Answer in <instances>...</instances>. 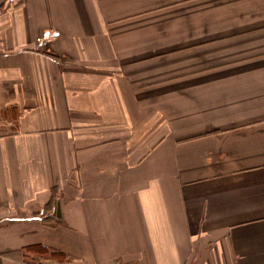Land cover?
<instances>
[{"label":"crops","instance_id":"0c3cea01","mask_svg":"<svg viewBox=\"0 0 264 264\" xmlns=\"http://www.w3.org/2000/svg\"><path fill=\"white\" fill-rule=\"evenodd\" d=\"M140 2L0 0V264H264V0L178 46Z\"/></svg>","mask_w":264,"mask_h":264},{"label":"rangeland","instance_id":"374dc122","mask_svg":"<svg viewBox=\"0 0 264 264\" xmlns=\"http://www.w3.org/2000/svg\"><path fill=\"white\" fill-rule=\"evenodd\" d=\"M140 12L141 27L155 29L147 37L176 46L210 39L218 27L247 33V0H141Z\"/></svg>","mask_w":264,"mask_h":264},{"label":"trees","instance_id":"16d2710c","mask_svg":"<svg viewBox=\"0 0 264 264\" xmlns=\"http://www.w3.org/2000/svg\"><path fill=\"white\" fill-rule=\"evenodd\" d=\"M31 249H34V250H36L38 252H41V253H47L49 251V249L47 247L43 246V245H40V246H37V247L35 246V247L31 248Z\"/></svg>","mask_w":264,"mask_h":264}]
</instances>
